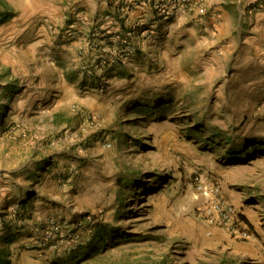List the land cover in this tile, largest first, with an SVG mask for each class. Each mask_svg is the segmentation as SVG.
<instances>
[{
	"label": "rangeland",
	"instance_id": "rangeland-1",
	"mask_svg": "<svg viewBox=\"0 0 264 264\" xmlns=\"http://www.w3.org/2000/svg\"><path fill=\"white\" fill-rule=\"evenodd\" d=\"M122 1L116 34L79 18L0 48V264H264V0L144 4L142 25ZM193 23L209 43L181 48ZM144 39L165 49L133 73ZM219 199L239 222L212 218Z\"/></svg>",
	"mask_w": 264,
	"mask_h": 264
},
{
	"label": "crops",
	"instance_id": "crops-1",
	"mask_svg": "<svg viewBox=\"0 0 264 264\" xmlns=\"http://www.w3.org/2000/svg\"><path fill=\"white\" fill-rule=\"evenodd\" d=\"M120 1L121 0H0V14L5 18L0 24V48H4L3 44L7 38H19L40 33L46 34L47 30L53 25L61 27L64 22H66L65 20H69L70 25L74 26L77 24L79 18L89 19V22L82 25L78 22L77 25H80L81 28H79L82 30L86 29V27L89 29L90 24H96L106 28L108 33L114 32L116 34L118 28L111 24V21L107 18L115 13ZM239 8L238 6L237 9L241 14L242 11ZM151 15L152 12L150 8L141 5L127 13V22L130 24L142 25ZM195 24L196 23H193L191 26L185 24L183 26H178L180 32L178 40L180 44L183 42L181 48H184L186 45L185 41H188L185 39L188 38L191 39L194 48L197 50L209 43L207 39L200 40L198 36H196L198 24L197 27ZM254 24V29L258 28L264 30V9L256 13ZM205 29L208 30L207 28ZM201 30L200 28L199 31ZM214 34L216 35L215 32ZM209 37L213 40H217L219 38V33L216 37L212 35H209ZM244 40L245 37L242 35L238 36L239 42ZM81 41V39L75 41L73 47H79ZM232 43L233 41L230 40L229 44L231 45ZM137 45V53L128 63L129 66L133 67V73H136L138 69L137 60H139L140 64L141 62H147L146 56L144 55L147 54L146 51L149 47H157L164 50L166 42L157 41L150 43L147 39H144L142 41L139 40ZM190 46L191 44L189 47ZM183 55V53L177 52L173 56L176 61H180ZM129 69L128 71L131 73L132 68Z\"/></svg>",
	"mask_w": 264,
	"mask_h": 264
},
{
	"label": "built area",
	"instance_id": "built-area-1",
	"mask_svg": "<svg viewBox=\"0 0 264 264\" xmlns=\"http://www.w3.org/2000/svg\"><path fill=\"white\" fill-rule=\"evenodd\" d=\"M188 2L189 0H123L121 6L117 9V13H124L131 8L147 4L154 9V13L157 17L167 18L177 14L182 10L189 9L190 6ZM133 29L134 32L135 27H133ZM216 206L218 207L219 214H217L216 217L212 218L217 219L220 223L231 224V226L239 222V214L235 211L234 208L225 205V203L222 202L221 199L217 201ZM51 224L55 229L53 235L50 236L52 241H55L59 244L70 241L71 246H69V249H75L78 246L79 239L77 236V230H79L80 227H76L75 231H65L63 229L64 223L58 222L57 220H52ZM51 246L55 248L58 246V244H54Z\"/></svg>",
	"mask_w": 264,
	"mask_h": 264
},
{
	"label": "trees",
	"instance_id": "trees-1",
	"mask_svg": "<svg viewBox=\"0 0 264 264\" xmlns=\"http://www.w3.org/2000/svg\"><path fill=\"white\" fill-rule=\"evenodd\" d=\"M6 264H8V262H5Z\"/></svg>",
	"mask_w": 264,
	"mask_h": 264
}]
</instances>
